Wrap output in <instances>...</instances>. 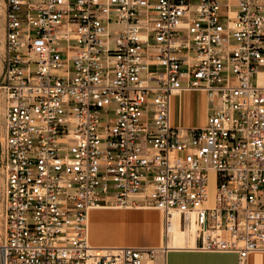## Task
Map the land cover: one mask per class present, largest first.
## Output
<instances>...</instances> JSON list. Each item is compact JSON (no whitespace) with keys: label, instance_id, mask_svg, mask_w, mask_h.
<instances>
[{"label":"built area","instance_id":"built-area-1","mask_svg":"<svg viewBox=\"0 0 264 264\" xmlns=\"http://www.w3.org/2000/svg\"><path fill=\"white\" fill-rule=\"evenodd\" d=\"M4 4L0 264H156L89 243L103 207L177 213L239 264L264 252V0ZM199 91L206 124L177 125L172 98Z\"/></svg>","mask_w":264,"mask_h":264},{"label":"crops","instance_id":"crops-1","mask_svg":"<svg viewBox=\"0 0 264 264\" xmlns=\"http://www.w3.org/2000/svg\"><path fill=\"white\" fill-rule=\"evenodd\" d=\"M207 97L205 94L193 92L172 98L173 120L177 125L185 127L203 126L206 124ZM145 209V208H143ZM122 212H94L92 222L101 218L104 224L109 215H116L120 227L117 239L111 242L98 241L99 244H115L119 246L159 248L156 251V264H239V255L235 252H204L198 249L199 241L193 246L183 248H160L162 245V218L154 210L124 209ZM102 213V215H101ZM152 218V219H151ZM142 228L137 229L138 221ZM149 220L152 224H149ZM131 221V223H130ZM133 222V223H132ZM97 240H95L96 242ZM96 242V243H98ZM101 246V245H98ZM248 264H264V252L253 253Z\"/></svg>","mask_w":264,"mask_h":264},{"label":"rangeland","instance_id":"rangeland-1","mask_svg":"<svg viewBox=\"0 0 264 264\" xmlns=\"http://www.w3.org/2000/svg\"><path fill=\"white\" fill-rule=\"evenodd\" d=\"M4 54H5V4L4 0H0V220L4 206V191H5V171H4V114H5V103L4 96L2 95V82H3V74H4ZM139 202H143V200H138ZM146 209V210H145ZM145 209H136V210H144L149 213V208ZM122 212L125 211L124 208H113V209H104V210H96L94 212ZM157 213H161L159 210L152 209ZM102 215V213H101ZM162 216V214H161ZM107 222L104 224L103 220L100 218H96L95 223L92 222V226L90 228V237L91 241L94 245H110V244H99L98 241H114L117 239V230L120 227L119 220L116 215H109L107 218ZM131 223V221H130ZM133 223V222H132ZM142 228V221L139 220L137 224V229L140 232ZM116 238V239H115ZM95 240H97L96 243ZM115 245V244H112ZM168 245V241H162L161 248H165ZM118 246V245H117ZM159 249V248H157Z\"/></svg>","mask_w":264,"mask_h":264},{"label":"bare ground","instance_id":"bare-ground-1","mask_svg":"<svg viewBox=\"0 0 264 264\" xmlns=\"http://www.w3.org/2000/svg\"><path fill=\"white\" fill-rule=\"evenodd\" d=\"M199 93L204 94L201 91H199ZM182 94H188V92H183ZM171 112H172V101H171ZM113 208H117V207L95 208L89 212V216H88V240H89V243L94 247H99L102 249H113V248H119V247H135V246H119L118 247L117 245L97 246V245H94L92 243L91 237H90V228L92 226V213H93V211L104 210V209L107 210V209H113ZM143 208H146V207L137 206L136 208H126V209H143ZM147 208L155 209V208H151V207H147ZM119 209H121V208H119ZM160 215H161V213H160ZM161 218H162V223H163L162 240L168 241V245L166 248H178L179 249V248H183V247L188 248V247L193 246V244H194L193 234H195V227L193 228V222H192V225L190 226L189 230H183L180 227L181 224H180L179 214L175 213V215L170 219L164 218L163 215L161 216ZM149 224H152L151 220H149ZM117 232H118V230H117ZM116 235H117V233H116ZM146 248H151V247H146Z\"/></svg>","mask_w":264,"mask_h":264}]
</instances>
